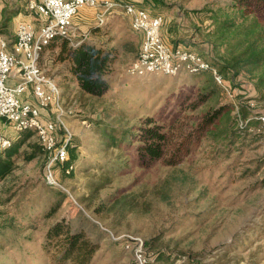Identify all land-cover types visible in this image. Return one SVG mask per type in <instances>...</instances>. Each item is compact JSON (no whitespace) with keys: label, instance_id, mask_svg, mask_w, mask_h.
I'll list each match as a JSON object with an SVG mask.
<instances>
[{"label":"rangeland","instance_id":"374dc122","mask_svg":"<svg viewBox=\"0 0 264 264\" xmlns=\"http://www.w3.org/2000/svg\"><path fill=\"white\" fill-rule=\"evenodd\" d=\"M226 1L166 0L167 6L157 8L166 19L164 33L175 28L176 44L189 45L215 63L225 47L212 50L208 10ZM0 3L7 8L18 3L17 7L40 26L37 16L26 12L27 0ZM98 11L90 6L81 8L72 33L75 41L87 34V41L118 50L117 62L106 76L108 89L102 95L84 93L73 78L64 76L68 63L59 60L61 41L45 48L41 65L63 88L67 129L62 128L72 134L70 143L77 158L67 170L56 163L52 173L45 156L31 161L20 158L0 181V223L9 224L0 229V264H57L55 249L46 253L41 240L47 226L73 206L92 221L81 224L99 244L89 264H133V252L125 242L130 236L143 238L158 264H175L180 255L201 264H264L260 125L249 126L247 119L239 116L235 122L236 108L178 162L143 157L136 137L141 134L139 129L147 126L150 118L155 120L152 124L171 123L186 96L191 97L189 101L198 97L202 72L130 75L128 68L140 51L141 37L131 27L123 6L109 11L102 25H98ZM12 26L10 23L8 30ZM124 42L131 49L126 50ZM238 80L245 87L243 93L257 95L247 77ZM239 97L236 95L237 101ZM216 100L209 99L195 110L184 108L183 114L192 117L186 120L187 130ZM259 106L255 111L264 112V100ZM55 113L53 109L52 117ZM133 134L136 136L131 138ZM15 136L17 140L19 132ZM36 140L33 136L23 147ZM54 188L66 192L71 203H64L52 218L40 220L45 209L64 200ZM135 196L142 204L130 209L127 204ZM76 222L80 223V217ZM158 252L160 259L156 258Z\"/></svg>","mask_w":264,"mask_h":264},{"label":"trees","instance_id":"16d2710c","mask_svg":"<svg viewBox=\"0 0 264 264\" xmlns=\"http://www.w3.org/2000/svg\"><path fill=\"white\" fill-rule=\"evenodd\" d=\"M131 1L138 7L150 5L153 8H161L168 5L166 0H143V3ZM142 4L145 5L142 6ZM208 11H210L208 15L211 20L210 25L213 27L210 34L212 50L215 51V48L220 46L225 47L224 54L214 59L215 63L211 62L232 84L235 94L241 97L238 99L239 111L237 116H234L235 122L239 120L238 116L247 119L255 107H260L259 102L264 100V0H227L224 5ZM56 40L61 41L59 60L68 63L64 76L73 78L84 93L102 95L108 89L106 76L111 70V64L118 56V50L105 49L87 40L78 45H71L66 38H56L54 41ZM122 45L126 50L131 49L125 42ZM240 76H245L252 81L256 96H249L241 91L245 87L238 80ZM201 77L203 78L200 82L201 89L198 97L189 101L191 97L186 96L187 101H184L182 108L176 111V118L171 123L152 124L155 120L150 118L147 120V126L139 129L141 133L139 136L131 135V138L136 136L138 142L141 143L138 150L143 157L162 159L168 164L178 162L200 146L203 137L217 129L218 124L235 109L234 102L225 97L222 88L209 71L202 72ZM214 98L217 99L216 103L210 105L197 123L187 130L186 120L192 117L189 114H183L184 108L195 110L209 99ZM252 99L256 102L253 107L251 106ZM259 123L258 120H251L249 126H257ZM64 133L62 126H59L60 140ZM33 136H36L33 131H20L17 140L12 138L11 147L0 148V181L7 178L20 158L31 161L38 156H45L49 160V153L38 138L36 141L29 142L28 148L23 147L25 142ZM112 137L115 138L116 133H113ZM76 158V149L72 148L70 143L69 158L58 164H64L67 170ZM56 190L58 196L63 197L64 200L60 199L51 204L42 213L40 220L52 218L60 211L64 203H71L66 192ZM132 198L127 204L130 209L142 204L140 199L136 200V196ZM2 213L3 210L0 209V215ZM77 217H80L78 224ZM81 221L92 222L81 209L73 206L47 226L41 245L46 253L55 249L57 264H66L71 261L74 264H89L98 251L99 244L88 236V230L81 224ZM8 226L6 222L0 223V229ZM161 256V252H158L156 258L160 259Z\"/></svg>","mask_w":264,"mask_h":264},{"label":"built area","instance_id":"2783aa9c","mask_svg":"<svg viewBox=\"0 0 264 264\" xmlns=\"http://www.w3.org/2000/svg\"><path fill=\"white\" fill-rule=\"evenodd\" d=\"M118 5L124 7L133 30L143 34L140 51L128 68L130 75L175 76L185 71H209L222 88L225 97L233 101L235 109L239 111L232 84L216 65L191 46L172 45L163 36L164 14L152 13L132 1L29 0V9L41 20V25L37 26L32 20H20L14 32V40L8 34L0 32V119L11 122L16 132L28 130L35 133L49 153L48 168L51 173L56 163L65 162L69 158L72 134L66 130L61 140L58 137L59 126L66 128L63 122L66 112L58 84L40 64L43 52L56 38H66L71 45H78L86 40L87 34L75 41L72 33L74 18L81 8H98V25H102L106 21V14ZM29 92L34 97L33 101L26 98ZM254 105L252 101L251 106ZM53 109L56 117H43L44 111L51 113ZM251 120L260 122V138L264 151V112L254 109L245 122ZM12 145L13 139L0 130V148ZM125 242L126 248L133 252V264H158L145 248L143 238L130 236ZM187 257L178 256L175 264H201L197 259L188 260Z\"/></svg>","mask_w":264,"mask_h":264},{"label":"crops","instance_id":"0c3cea01","mask_svg":"<svg viewBox=\"0 0 264 264\" xmlns=\"http://www.w3.org/2000/svg\"><path fill=\"white\" fill-rule=\"evenodd\" d=\"M28 1V4H29V0ZM122 1H131V0H122ZM136 2H139V3H143V0H134ZM145 5V4H142V6ZM18 3L17 4H14L13 7H10V8H7V6H5V4L3 3H0V27H2V29H0V32H4L6 34H8L11 38V40H14V32H15V29H16V26H17V23L20 21V20H23V19H27V20H33V17H31L29 15V13L25 14L22 9L18 8ZM141 8H147V9H150L152 11V13H157L159 12L157 8H153L152 6L150 5H145ZM28 9V10H27ZM114 10V8L112 9V11ZM29 11L30 13L31 10L29 9L28 5L26 6V12ZM115 11H118V10H115ZM81 13V9L79 10L78 14L75 16V18ZM162 13V12H160ZM126 14V13H125ZM127 16V15H126ZM74 18V19H75ZM38 19V18H37ZM127 19L130 23V18L127 16ZM166 20V19H165ZM12 21V22H11ZM10 23H13V26L11 27V29L9 28L8 30V25H10ZM36 23V22H35ZM166 23V22H165ZM41 25V20H40V23ZM37 26L38 23H36ZM131 25V23H130ZM164 28H165V24L164 26L162 27V33L164 34V36L168 39V41L172 44V45H178L176 44L175 41H173L175 39V34H176V30L175 28L172 30V32H167V34L164 33ZM138 35L141 37V42H140V48H141V45H142V41H143V34L142 32H138ZM181 44V43H179ZM12 46V45H11ZM10 46V48L12 49V47ZM117 62V58L113 61V63L111 64L110 68L112 69V65L113 64H116ZM111 71V70H110ZM48 73V72H47ZM50 76V75H49ZM14 78H12L13 80ZM59 88H60V91H61V94H62V101H63V88H61V86L59 85ZM80 88V87H79ZM81 89V88H80ZM26 98L28 100H34V97L33 95L29 92L26 96ZM52 110H51V113L50 112H46L44 111L43 112V117L48 119V118H51L52 117ZM0 130L3 131L5 134H12V138L15 139V130H13V127H12V123L5 120V119H0Z\"/></svg>","mask_w":264,"mask_h":264}]
</instances>
